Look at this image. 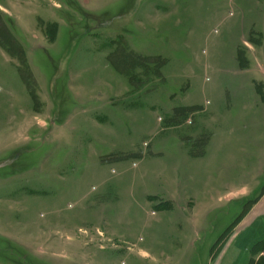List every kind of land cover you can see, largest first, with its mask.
<instances>
[{
  "label": "rangeland",
  "instance_id": "rangeland-1",
  "mask_svg": "<svg viewBox=\"0 0 264 264\" xmlns=\"http://www.w3.org/2000/svg\"><path fill=\"white\" fill-rule=\"evenodd\" d=\"M0 6V264H264V0Z\"/></svg>",
  "mask_w": 264,
  "mask_h": 264
},
{
  "label": "crops",
  "instance_id": "crops-1",
  "mask_svg": "<svg viewBox=\"0 0 264 264\" xmlns=\"http://www.w3.org/2000/svg\"><path fill=\"white\" fill-rule=\"evenodd\" d=\"M0 9L2 11H4V13H5L4 14L3 12H0V13H2L0 15V18H1V20L6 21V19L8 17L6 14L7 12L1 6H0ZM244 41L245 40H243V42ZM259 47L261 48L262 45H259ZM259 47H258V49H260ZM243 70H247V67L243 68ZM257 70H258V68H257ZM258 73L261 75V72L259 70H258ZM262 77H264V76H262ZM209 142H210V139H208L207 144L205 145L206 147H207ZM205 148H204V154H205ZM167 200H169V199H167ZM259 223L263 227L262 229H264V195L255 203V205H253L252 209L244 216V218L241 220V222L237 228L239 229L241 227H247L246 229L248 230V229H250L249 227H253Z\"/></svg>",
  "mask_w": 264,
  "mask_h": 264
},
{
  "label": "trees",
  "instance_id": "trees-1",
  "mask_svg": "<svg viewBox=\"0 0 264 264\" xmlns=\"http://www.w3.org/2000/svg\"><path fill=\"white\" fill-rule=\"evenodd\" d=\"M0 20H1V18H0ZM1 46V45H0ZM2 47V46H1ZM2 49H4V48H2ZM130 54V56H135L133 53H129ZM130 81H131V83L133 84V85H135L134 83H133V80L130 78ZM27 84H29V82L28 81H25ZM207 141H208V139H207ZM207 141L204 143V145H206V143H207ZM204 154V151H202V152H200L198 155H195V157H198V156H201V155H203Z\"/></svg>",
  "mask_w": 264,
  "mask_h": 264
}]
</instances>
